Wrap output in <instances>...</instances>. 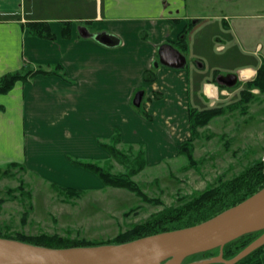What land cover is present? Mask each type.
<instances>
[{
    "label": "crops",
    "instance_id": "1",
    "mask_svg": "<svg viewBox=\"0 0 264 264\" xmlns=\"http://www.w3.org/2000/svg\"><path fill=\"white\" fill-rule=\"evenodd\" d=\"M191 20L189 50L205 23L186 12L185 0H0V78L20 71L25 63L59 66L66 77L37 76L0 95V168L22 165L65 188L97 185L95 175L74 167L69 158L107 160L108 152L98 141L110 139L115 129L123 144L144 145L148 163L178 155V142L191 136L190 104L200 109L218 106L229 93L218 83L226 64L207 66L190 51L184 69L160 67L155 82L145 81L158 48L176 43ZM33 22L48 24L55 40L32 36L26 23ZM67 23L70 37L64 38ZM236 26L238 34L244 32L241 23ZM86 28L93 35H114L120 44L106 47L85 37ZM206 40L210 43L204 36L200 44ZM229 47L218 45L216 52L226 53ZM258 64H244L230 74L245 83L255 77ZM140 90L152 121L132 104ZM154 93L162 99L154 100Z\"/></svg>",
    "mask_w": 264,
    "mask_h": 264
},
{
    "label": "rangeland",
    "instance_id": "2",
    "mask_svg": "<svg viewBox=\"0 0 264 264\" xmlns=\"http://www.w3.org/2000/svg\"><path fill=\"white\" fill-rule=\"evenodd\" d=\"M185 3L186 12L205 23L192 38L193 43L190 40L186 55L193 52L207 66L226 64L222 76L235 73L233 70L244 64L257 62L260 67L264 62V0H185ZM46 10L55 15L49 11L50 7ZM190 22L194 24L193 20ZM238 23L242 24L243 33H237ZM204 36L210 43L206 40V45H201ZM218 45L230 47L226 53H217ZM255 77L245 83L239 80V85L224 95L227 101L218 107L227 108L238 100L240 91ZM251 92L254 97L246 112L242 108L227 110L225 115L198 130L199 137L194 143V157L199 163L196 168H189L186 157L175 153L162 160L155 157L149 163L146 159L145 168L133 180L153 203L142 201L124 189L107 188L100 182L74 188L84 193L69 200L54 190L50 182L22 165V169L0 168V236L58 235L85 240L96 244L94 247L115 246L105 243L160 212L179 207L194 194L215 186L219 178L229 180L255 160L264 161V95L259 89ZM126 145L121 142L117 148L125 150ZM134 150L138 151L137 146ZM108 155L105 161L111 159ZM105 161L100 163L104 165ZM110 167L112 173L126 171V167L114 161Z\"/></svg>",
    "mask_w": 264,
    "mask_h": 264
},
{
    "label": "trees",
    "instance_id": "3",
    "mask_svg": "<svg viewBox=\"0 0 264 264\" xmlns=\"http://www.w3.org/2000/svg\"><path fill=\"white\" fill-rule=\"evenodd\" d=\"M193 23L190 22L184 31L180 34L176 43L172 44L183 54H187L189 50L187 36L193 29ZM30 34L34 37L53 41L55 36L51 33L49 25L42 22H33L27 25ZM71 24L67 23L63 28L64 38L70 37ZM145 39V38H144ZM59 66L54 67H35L30 63H25L20 71L8 73L0 78V95L9 93L14 86L22 82L29 83L37 76H59L66 78ZM157 69L153 66L145 73V81L153 83L156 80ZM218 72H216L217 74ZM217 76V75H216ZM239 85V83H238ZM237 85V86H238ZM252 89H259L264 95V62L256 69V77L253 81L246 83V89L241 90L239 99L227 108L221 106H212L205 109L196 108L190 104L188 110L189 125L191 138L178 146V156L186 157L189 168H196L199 163L194 157V143L199 137L198 130L206 127L213 119L225 115L227 110L242 108L244 112L248 108V104L252 101L254 95ZM154 100H161V93H154ZM135 108V107H134ZM144 118L152 121V116L141 106L135 108ZM4 108L0 105V111ZM122 142L121 132L115 129L110 139L98 141L99 146L110 154L111 159L104 162L93 160H80L77 158H69L71 164L76 168H81L96 176L98 181L107 188L124 189L134 193L141 198L142 201L153 203L143 190L140 188L133 178L139 174L146 166V151L144 145H126L125 150H120L117 145ZM135 146L138 151L136 152ZM111 161L126 167L124 173H112L110 171ZM7 168H23L18 164H10ZM54 190L67 199L79 198L84 191L65 188L56 184L51 185ZM264 188V161L255 160L243 172L233 178L227 180L223 177L218 179L215 186L207 188L205 191L194 194L189 200L184 201L179 207L167 209L151 217L147 222L135 225L130 230L120 233L115 239L107 241L105 244L121 245L133 242L138 239L157 235L160 233L171 232L181 229L194 227L204 223L215 216L229 210L248 198L255 195ZM264 231L245 235L224 247V259L231 260L239 255L251 243L258 239ZM3 239L20 241L26 244L45 247L50 249H71L94 247L96 244L85 240H71L58 235L47 236H31L26 237L17 235L14 238L0 236ZM219 254V249L191 256L184 263L204 262L214 258ZM237 264H264V246L247 258Z\"/></svg>",
    "mask_w": 264,
    "mask_h": 264
},
{
    "label": "water",
    "instance_id": "4",
    "mask_svg": "<svg viewBox=\"0 0 264 264\" xmlns=\"http://www.w3.org/2000/svg\"><path fill=\"white\" fill-rule=\"evenodd\" d=\"M106 47L120 44L118 37L108 34H90ZM153 66L180 70L187 66V58L172 44L158 48ZM239 81L238 74H228L218 83L228 89ZM145 92L138 91L132 101L135 108L142 106ZM264 231V188L241 204L194 227L160 233L126 244L71 249H50L20 241L0 238V264H185L191 256L219 249V255L204 262L188 264H237L264 246V234L231 260L224 259V247L252 233Z\"/></svg>",
    "mask_w": 264,
    "mask_h": 264
}]
</instances>
